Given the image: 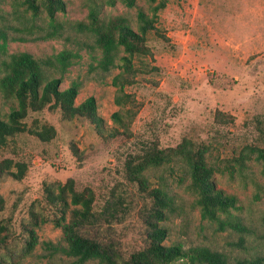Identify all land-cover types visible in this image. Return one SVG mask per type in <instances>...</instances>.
<instances>
[{
    "label": "rangeland",
    "instance_id": "1",
    "mask_svg": "<svg viewBox=\"0 0 264 264\" xmlns=\"http://www.w3.org/2000/svg\"><path fill=\"white\" fill-rule=\"evenodd\" d=\"M21 1L0 0V29L10 37L30 38L9 41L8 52L27 51L40 58L68 46L63 39H32L40 32L18 31L24 21L40 28L46 26L45 14L31 20ZM64 1L65 10L58 13L60 21L85 19L86 0ZM138 9L149 13V3L137 0L135 7L127 8L117 2L113 7H103L102 13L124 15L137 30ZM156 26L169 40L154 31L147 34L153 56L136 60V65L146 72L141 70L136 82L125 87L138 105L127 131L121 132L111 118L115 111L123 112L129 107L114 102L116 88L111 78L118 69L98 73L91 66V56L81 50V57L63 75L60 89L78 81L81 85L75 104L88 96L96 99L97 112L104 120L102 133L83 118L66 120L59 112L45 109L30 114L26 121L30 124L32 118H38L53 125L54 139L41 142L21 133L8 147L0 149V160L12 157L28 164L21 180L7 174L0 177V193L6 203L0 215L10 221L13 250L21 247L20 225L29 221V208L35 203L39 210L41 203L36 200L42 198L43 185H57L72 178L77 190H93L95 211H100L106 200L119 198L116 218L110 223L102 221L86 232L103 244H111L127 258L145 244L143 206L148 200L145 193L123 178L122 164L130 152L150 142L172 147L186 137L209 144L215 157L225 159L244 144L257 143L259 132L255 125L264 118V0H168L158 12ZM8 110L0 95V112ZM217 110L231 114L233 122H217ZM248 164L245 177L220 172L213 177L217 188L237 197L241 208L235 212L248 227L243 234L229 228L220 231L216 224L201 218L195 195L188 188V177L182 176L180 168L176 167L174 175L168 167L149 171L152 186L163 183L178 207L177 213L164 222L168 228L165 243L205 245L225 252L231 261L258 257L264 264V168L255 159ZM36 231L39 243L19 264H68L66 256L52 252L44 244L62 242L60 228L46 222ZM240 236L244 240L238 246Z\"/></svg>",
    "mask_w": 264,
    "mask_h": 264
},
{
    "label": "trees",
    "instance_id": "2",
    "mask_svg": "<svg viewBox=\"0 0 264 264\" xmlns=\"http://www.w3.org/2000/svg\"><path fill=\"white\" fill-rule=\"evenodd\" d=\"M137 0H86L87 14L84 20L60 21L58 13L65 10L64 0H22L24 11L30 12L31 20L46 17V26L40 28L34 22H20L17 28L28 34L40 32L32 39H63L65 45L56 53L44 57H35L27 51L8 52L9 41L28 40L18 35L8 36L0 29V95L9 106L5 113L0 112V149L9 146L18 134L28 133L41 142H49L56 136V129L47 122L32 118V113L45 109L59 112L63 119L83 118L92 123L101 134L104 120L97 112L96 99L88 96L81 103L75 104L80 83L60 89L63 75L68 68L81 57V50H86L92 58V67L101 74L112 69L118 72L111 78L116 88V105L129 107L115 111L111 118L125 132L136 115L138 105L125 87L136 82L141 70L136 65L146 57L152 58V51L147 44V34L154 31L163 39L169 40L156 26L158 12L166 7L168 0H146L149 13L138 9L136 13L137 30L124 15H104L103 7H113L120 2L127 8L136 6ZM21 17V15H18ZM39 30V31H37ZM151 68H156L152 66ZM150 69L147 68V72ZM215 119L219 123H232L231 114L217 110ZM259 132L257 143L244 144L231 157L218 159L212 153L209 144L195 142L184 137L172 147H161L157 142L145 144L139 150L130 152L123 161V178L145 193L143 206L146 241L143 247L132 252L127 258L111 245L89 235L90 227L98 226L102 221L110 223L119 211V198L106 200L100 211H95V194L86 187L77 190L72 178L57 185L44 184L39 210L31 205L28 210L29 221L20 225L23 241L21 247H10L11 229L7 217L0 215V264H19L29 256L39 238L36 229L43 223L52 222L61 230L62 242L53 244L46 241V247L55 253H61L69 259L68 264H85L97 261L100 264H260L262 259H234L216 249L205 245L184 246L181 242L166 244L168 228L164 225L171 215L177 213L174 196L164 184L152 186L148 172L152 169L168 167L171 175L175 169L182 170V176L188 177V188L195 195L194 203L199 208L202 219L216 224L220 231L232 229L239 234L248 232V227L235 211L240 210L235 195L217 188L213 179L216 172L229 176L245 177L250 160L261 161L264 168V118L255 125ZM115 132H119L116 129ZM77 152V151H76ZM28 169V164L19 159L5 157L0 160V177L7 174L15 180H21ZM179 176V179H182ZM160 179H163L160 176ZM6 209L5 199L0 193V214ZM239 237L237 245L243 242Z\"/></svg>",
    "mask_w": 264,
    "mask_h": 264
}]
</instances>
